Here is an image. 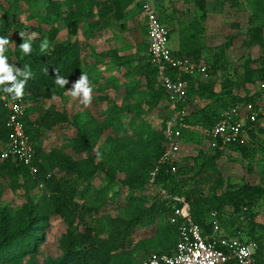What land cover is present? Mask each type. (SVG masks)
<instances>
[{
    "label": "rangeland",
    "instance_id": "obj_1",
    "mask_svg": "<svg viewBox=\"0 0 264 264\" xmlns=\"http://www.w3.org/2000/svg\"><path fill=\"white\" fill-rule=\"evenodd\" d=\"M156 2L157 15L169 33V46L180 53L198 51L199 63L204 61L217 68V76L211 81L199 82L212 84L216 97L199 96L196 84L191 91L188 125L182 132L174 158L184 191H193L196 197L208 199L244 184L264 189V118L254 128L252 136H245L240 146L231 145L220 154L206 146L200 129L204 119L217 108L219 103L215 99L224 97V93L240 99L260 94L256 102L264 105V65L252 68V60L264 56V14L257 8L264 0H204V13L196 0ZM0 6L12 11L25 26L40 27L44 34L47 32L44 3L0 0ZM71 10L76 14L74 7ZM79 12L77 40L82 49L81 70L88 77L91 100L74 97L68 92L78 80L73 81L62 98L42 101L33 107L31 119L39 117L46 109H54L66 113L70 119L77 115L83 129L110 122L111 126L104 127L91 157L95 164L109 165L118 156L123 167H127L136 152L126 136L116 135L115 121L111 118L117 116L122 124L143 122L152 130H162L170 117L167 102L164 99L154 101L153 92H148L142 78L148 51L146 22L136 0H132L121 20L113 15L112 0H84ZM55 25L59 30L56 41L65 40L67 32L63 21ZM8 63L13 66L14 60L11 58ZM27 107L32 106L27 104ZM76 132L77 128L71 125L55 127L40 141L41 149L46 154L80 160L86 154L75 156L71 150L70 137ZM55 175L59 176L58 172ZM103 181V174L98 172L93 182L96 192L79 201L90 209L85 219L96 231L104 228L105 215L125 217L124 211L117 208L123 197L106 200L98 193ZM116 189L114 187L108 195ZM149 192L166 194L154 188ZM41 194L42 190L30 182L0 172V224H16L23 228L28 203L36 201ZM226 215L233 217L229 210ZM231 220L234 225L227 222L228 229L239 226L246 230L254 225L264 255V196L245 214ZM65 233L64 223L52 218L35 255L21 264H51L62 254L61 240ZM144 233L145 230H140L131 248L118 255L120 263L138 264L158 251H147L141 244Z\"/></svg>",
    "mask_w": 264,
    "mask_h": 264
},
{
    "label": "trees",
    "instance_id": "obj_2",
    "mask_svg": "<svg viewBox=\"0 0 264 264\" xmlns=\"http://www.w3.org/2000/svg\"><path fill=\"white\" fill-rule=\"evenodd\" d=\"M26 1L34 4L44 3L43 15L44 23L48 26L47 32L44 34L40 27L25 26L12 11L0 6V37L8 38L10 41L6 45L4 55L8 60L11 58L14 60L13 66L26 68L31 72L21 100L32 106L27 107L25 111L23 125L34 148V163L38 168V174L31 176L27 168L13 159H0V172L24 179L26 183L30 182L40 188L42 194L36 201L28 203L23 228L16 224L10 226L0 224V264H21L27 257H33L47 235L52 218H59L64 223L66 233L61 240L62 254L51 264H131L129 261L120 263L118 255L131 248L140 230H145L143 235L145 239L142 238L140 242L146 246L147 251L158 250L155 253L172 255L178 240L180 223L174 215V208H180L182 205L175 199L189 206L192 221L202 227L205 233L210 231V225L207 224L209 214L218 213L221 227L227 235L257 243L258 249L253 264H264L263 251L259 237L255 235L254 225H250L246 230L239 226L235 229L227 227L228 224L234 225L231 219L245 214L260 197L264 196V189L244 184L234 187L233 191L228 188L221 195L208 199L196 197L193 191H184V185L177 177L178 169L175 174L170 173L171 166H175L176 163L159 164L167 146L164 136L165 125L162 130H152L143 122L128 121L122 124L117 116L112 117L111 120L115 121L113 130L116 135L126 136L136 152L131 156V164L123 167L125 165L118 156L109 165L95 164L91 157L104 127L111 126L110 122L83 129L79 125L77 115L70 119L66 113L54 109H46L39 117L31 119L33 107L42 101L62 98L69 90V83L77 81L82 74V49L77 40L79 28L77 17L80 14L78 9L84 0ZM131 2L132 0H112L113 15L117 20L123 18ZM203 3L204 0H196V4L204 13ZM72 7L77 10L76 14L72 12ZM257 8L264 14V4ZM61 21L65 25L67 36L65 40L56 41L59 30L55 24ZM28 37H31L32 52L25 55L19 46ZM257 37L255 35V38ZM175 55L188 59L195 65L209 67L208 80L183 77V80L188 82V109L195 84L199 96L216 97L212 84L199 82L211 81L217 76V68L204 61L199 63L198 51L179 52ZM252 64L253 69L259 64L264 65V56L259 55L252 60ZM143 69L142 78L148 92H153L154 101L164 99L168 104L167 95L159 84L156 69L148 63L147 56ZM57 74L67 79L64 88L56 83ZM0 94L10 97L3 92ZM260 98V94L240 99L229 92L224 93V97L215 99L219 104L204 119L200 129L212 127L219 120L220 114L228 108L240 103H252L257 106L256 100ZM262 119L259 117L255 123H247L249 136H252V131ZM6 120L7 111L0 102V144L7 139ZM188 120L189 112L181 136L188 125ZM66 125L77 128V132L70 137V143L75 156L86 154L80 160H70L61 154H46L41 149L40 141L48 132L55 127ZM240 144L237 142L232 146ZM213 152L220 154L216 150ZM155 170L157 171L152 175ZM56 172L59 176L55 175ZM98 172L104 176L103 187L98 193L106 200L123 197L122 204L117 208L124 211L125 217L105 215L104 228L96 231L85 219L90 209L79 201L96 192L93 182ZM114 187L117 189L108 195ZM152 188L165 191L166 194L154 195L149 192ZM227 210L233 215L232 218L226 215Z\"/></svg>",
    "mask_w": 264,
    "mask_h": 264
},
{
    "label": "built area",
    "instance_id": "obj_3",
    "mask_svg": "<svg viewBox=\"0 0 264 264\" xmlns=\"http://www.w3.org/2000/svg\"><path fill=\"white\" fill-rule=\"evenodd\" d=\"M136 1L146 22L148 63L156 69L159 84L167 95L170 113L164 129L166 152L159 164H173L179 148L181 130L188 116V82L183 77L208 80L209 67L195 65L188 59L176 56L169 46V33L160 22L154 0ZM0 102L7 111L5 127L8 131L6 141L0 144V159H13L27 168L31 176H35L38 168L34 163V148L23 125L27 103L21 98L12 100L5 94H0ZM259 117L264 118V105L236 104L223 111L212 127L202 130V139L211 151H223L234 143L242 142L247 135V123L253 124ZM176 172V165L171 166L170 173ZM40 187L43 188L42 185ZM175 201L182 205L174 208V215L180 223L173 254L152 252L138 264L254 263L258 249L256 242L227 235L216 212L209 214L207 224L210 225V231L205 233L202 227L192 221L189 206L179 199Z\"/></svg>",
    "mask_w": 264,
    "mask_h": 264
},
{
    "label": "clouds",
    "instance_id": "obj_4",
    "mask_svg": "<svg viewBox=\"0 0 264 264\" xmlns=\"http://www.w3.org/2000/svg\"><path fill=\"white\" fill-rule=\"evenodd\" d=\"M32 35H34V33ZM9 43L10 41L8 38L0 37V92L9 94L12 100H17L24 95V87L31 77V72L26 68L21 69L9 65L8 57L4 55L6 45ZM19 48L25 55H29L32 52L31 37L23 40ZM55 81L63 88L67 84V79L58 74L55 77ZM91 91L92 89L89 87L88 77L86 74L82 73L78 81L68 92L74 97L82 96L83 99L90 102Z\"/></svg>",
    "mask_w": 264,
    "mask_h": 264
},
{
    "label": "crops",
    "instance_id": "obj_5",
    "mask_svg": "<svg viewBox=\"0 0 264 264\" xmlns=\"http://www.w3.org/2000/svg\"><path fill=\"white\" fill-rule=\"evenodd\" d=\"M156 0H154V6H155V9H157V4H156ZM174 53H178L179 51L177 49H172Z\"/></svg>",
    "mask_w": 264,
    "mask_h": 264
}]
</instances>
